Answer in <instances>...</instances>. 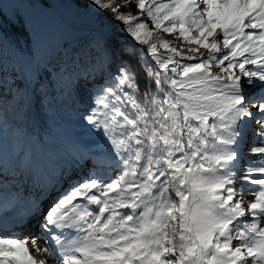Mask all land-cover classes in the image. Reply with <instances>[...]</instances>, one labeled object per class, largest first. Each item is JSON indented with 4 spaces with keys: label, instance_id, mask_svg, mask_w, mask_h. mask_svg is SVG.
<instances>
[{
    "label": "snow or ice",
    "instance_id": "obj_1",
    "mask_svg": "<svg viewBox=\"0 0 264 264\" xmlns=\"http://www.w3.org/2000/svg\"><path fill=\"white\" fill-rule=\"evenodd\" d=\"M77 2L94 25L83 138L72 172H28L29 198L0 173V264H264V0ZM26 55L14 87L39 99L45 53Z\"/></svg>",
    "mask_w": 264,
    "mask_h": 264
},
{
    "label": "rangeland",
    "instance_id": "obj_2",
    "mask_svg": "<svg viewBox=\"0 0 264 264\" xmlns=\"http://www.w3.org/2000/svg\"><path fill=\"white\" fill-rule=\"evenodd\" d=\"M50 2L52 3V7L50 8L42 7L39 0H33L30 6L19 5V0H2L0 2V58L3 59L5 57L8 60L10 59L16 65L17 71L24 73L28 77L34 75L36 72L35 68H37L36 63H29L26 55L30 48L36 50L39 47L45 53V57L39 64V68L43 66V62L60 59V50L62 48L67 50L68 57L78 55L88 57L90 54H93L90 51L91 45L89 44L94 34L91 14L86 13L77 0H50ZM117 2H122V0H117ZM113 7H115V4H113ZM132 11L133 14L138 11L134 5ZM104 15L107 17L106 22H110V25L113 26L118 35L128 44L135 46V42L121 31L122 24L112 19L111 9ZM18 26L20 30L23 28L26 31L27 38L23 36H20L22 38L19 37L20 30L18 32ZM164 38L174 41V37L168 34H164ZM153 39L156 40L158 37H154ZM163 51L161 49L162 53ZM63 61L65 62V60ZM0 68L2 67L0 66ZM85 82L86 86L79 84L76 85V89L74 88L77 105H74L75 111L72 112L75 114L76 120L73 124H75L77 130H71L63 125L59 128L58 133L57 130L50 131L48 133L49 140L45 142V137L40 135L34 126L28 136L26 141L27 150L29 151L28 163L33 158V166L36 165V171L38 170L41 173L45 172L43 163L47 166V162L50 161L53 166L51 171L43 173L41 177L42 181L49 179L54 174L58 175L61 170H64L66 173L73 171V154L78 142L83 138V129L80 127L82 122L78 120V110L82 107V103L87 100L88 89L93 81L87 79ZM2 85L3 90L7 89L8 92L15 90V93H18L17 89L11 86L12 84L5 83ZM26 91L28 96L30 94V87ZM72 121L71 118L66 119V123ZM20 137L21 133L14 132L10 134V129L3 131L0 127V173L3 174V177H7L6 180L13 181V185H18L13 188V191H17L18 187H24L22 185L27 184V181H23L22 184L18 183L21 176L20 165L13 159V155H10V152H12L11 147L17 144ZM5 139L9 140L10 144L6 145ZM56 139L62 140L61 148L66 153H58L61 150L52 147L48 148L45 145V143H48L50 146L53 145ZM3 152L5 154L1 156ZM51 152H57V154H50ZM27 171L29 172V169ZM31 190L37 191L38 189L30 187L25 192L30 194ZM18 191L19 193L21 192V190ZM41 199H44V197L41 196Z\"/></svg>",
    "mask_w": 264,
    "mask_h": 264
},
{
    "label": "trees",
    "instance_id": "obj_3",
    "mask_svg": "<svg viewBox=\"0 0 264 264\" xmlns=\"http://www.w3.org/2000/svg\"><path fill=\"white\" fill-rule=\"evenodd\" d=\"M19 30L20 27L18 26V32ZM20 36L27 38V33L23 28L19 32ZM60 54V59L52 60L51 63L49 61L43 62V66H40L42 87L39 89V93L46 92L47 95L38 99L37 92H34L30 87V94L28 96L26 90L15 93V90L8 92L6 89L3 90L4 98H0V121H2L0 127L3 131L10 129V134L14 132L21 133L20 140L14 147H11L12 152H10V155H13V159L16 162L18 161L21 166L22 161L18 159L19 150L22 146L28 159L29 151L26 148V141L34 126L36 131L45 137V142L49 140L48 133L50 131L57 130L58 133L59 128L63 125L71 130L76 129L75 124H73L76 118L74 112H72L75 111L74 105H77L74 88H77L78 78L79 84L86 86L84 65L90 64L94 54H90L88 57L82 55L68 57L65 48L60 50ZM133 63L135 64V61ZM0 66L2 67L0 68V84L7 83L14 86L13 73H17V78H20V73L15 67L16 65L10 59L8 60L3 57V59L0 58ZM135 66L139 69V65ZM57 68L60 69L59 73L56 71ZM36 70L37 68H35ZM32 76H29V79ZM88 79L89 81L92 80L91 77ZM68 118H71L73 121L66 123V119ZM5 143L7 145L9 140L5 139ZM55 143L51 146L48 143H45V145L48 148L52 147L61 150L58 153H66L61 148L62 140L56 139ZM50 154H57V152H51Z\"/></svg>",
    "mask_w": 264,
    "mask_h": 264
},
{
    "label": "bare ground",
    "instance_id": "obj_4",
    "mask_svg": "<svg viewBox=\"0 0 264 264\" xmlns=\"http://www.w3.org/2000/svg\"><path fill=\"white\" fill-rule=\"evenodd\" d=\"M27 148V147H26ZM30 159V158H29ZM29 164H30V168L32 169V175H33V177H35V178H37V179H39V180H41V177L43 176V173H48L49 171L46 169V167H45V163H43V169L45 168V172H40V171H36V165H34L33 166V158H31V162H29ZM18 166V165H17ZM21 177V176H20ZM26 177H28V173H27V176ZM7 178V177H6ZM21 179L19 178V181H20ZM18 183H20V182H18ZM5 184L8 186V187H12L13 185H11L12 184V181L11 180H9V179H7L6 181H5ZM10 185V186H9ZM14 186H18V185H14ZM26 187L29 189L30 187H31V181H29L28 182V184H26V186H24V187H18V190H21L22 192H23V194L24 193H27V194H29L28 192H25V189H26ZM12 190H13V187H12ZM15 192V191H14ZM21 193V192H20ZM31 193H35L34 195H36V194H38V190L37 191H35V190H31L30 191V194ZM41 198V197H40ZM32 224H33V221L31 222V224L29 225V227L28 228H26V229H24L23 231H22V234L20 235V239H21V237H22V235H23V233H25V234H28L29 233V231H31L32 233H33V229H32ZM34 235V234H33ZM30 240V239H29ZM40 244H41V246H42V242H40ZM34 255H35V253H33ZM37 259H43V257H41V256H37L36 257ZM49 264H54V262L53 261H49Z\"/></svg>",
    "mask_w": 264,
    "mask_h": 264
}]
</instances>
